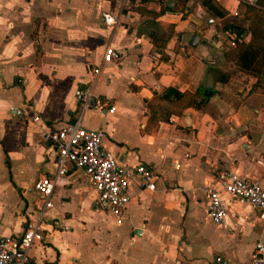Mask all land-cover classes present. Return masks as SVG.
Wrapping results in <instances>:
<instances>
[{
    "label": "crops",
    "instance_id": "obj_1",
    "mask_svg": "<svg viewBox=\"0 0 264 264\" xmlns=\"http://www.w3.org/2000/svg\"><path fill=\"white\" fill-rule=\"evenodd\" d=\"M244 3L186 0L184 11L155 14L179 0H0V234H19L35 214L33 182L54 170L55 150L43 132L75 115L73 89L89 63L100 65L94 92L114 109L86 110L81 124L103 129V145L124 162H147L157 172L151 190L132 183L116 224L70 167L53 188L26 264H213L216 254L241 264L254 241L264 242L258 209L232 202L226 221L214 223L200 191L214 183V164L264 185V60L256 59L264 57V18H257L264 7ZM140 5L146 9H134ZM101 10L115 16L111 27ZM225 20L262 47L253 68L236 63ZM150 32L164 45L156 47ZM106 46L110 60L101 58ZM167 86L208 91L197 107L186 96L160 97ZM35 113L39 119L30 120ZM95 114L102 120L93 121Z\"/></svg>",
    "mask_w": 264,
    "mask_h": 264
},
{
    "label": "built area",
    "instance_id": "obj_2",
    "mask_svg": "<svg viewBox=\"0 0 264 264\" xmlns=\"http://www.w3.org/2000/svg\"><path fill=\"white\" fill-rule=\"evenodd\" d=\"M240 2L254 4L253 0ZM100 15L106 27H111L116 22L115 16L108 10H101ZM234 36L237 40L246 41L244 31ZM229 39V43L234 44L235 39ZM112 50V46H106L101 55L102 60H110ZM99 72V64L89 63L86 80L76 84L73 89L77 105L73 118L59 125L47 127L43 132V137L55 150L54 170L34 180L33 188L39 194L40 203L35 214L24 219L21 232L0 234V264L27 263L30 246L42 238L47 211L52 205L53 188L70 167L83 174L94 190L95 207L111 214L116 224L121 222L122 211L129 200L128 189L132 183L139 188L148 190L154 188L157 172L151 164L143 161L131 164L124 162L118 154L103 145L105 135L103 129L85 127L81 124L86 110L94 109L104 113L114 109L108 98L99 96L93 90ZM9 109L16 114L21 113V109L15 106L10 105ZM38 119L36 113L30 118L32 121ZM211 168L215 174V181L202 184L200 191L205 198L206 212L212 222H225L231 203L236 201L245 202L258 209L260 216L264 217V185L260 180L243 176L217 164ZM213 264L225 262L216 254ZM241 264H264V242L254 241L249 258Z\"/></svg>",
    "mask_w": 264,
    "mask_h": 264
},
{
    "label": "trees",
    "instance_id": "obj_3",
    "mask_svg": "<svg viewBox=\"0 0 264 264\" xmlns=\"http://www.w3.org/2000/svg\"><path fill=\"white\" fill-rule=\"evenodd\" d=\"M185 1L186 0H179V7H177L175 5H171V6H160L159 10L156 12H154L155 14L160 12V11H163L164 9H170V10H176L178 9L179 11H184L185 10ZM208 0H201V3L204 5L206 4ZM254 4L255 5H258L259 7H264V0H255L254 1ZM245 7H255V6H252V4H249V3H244ZM213 13L216 14V15H224L225 12L224 11H217V10H214L213 9ZM221 30L226 34V36L228 38H234V45L237 46V51H236V57H235V60H236V63L239 65V67H243V68H246V67H249L250 69L253 68L254 66V62L256 59L258 60H264V57H260V58H256L258 57V49H261V48H256V47H253L251 46V44L247 42H244V41H240V40H237L236 39V36L234 35H237L238 33L240 32H243L244 31V27L237 24V23H234V21H229V20H225L221 23ZM233 36V37H232ZM149 37L152 38V41H154V44L157 46H163L164 45V41L165 39L162 38V37H159V43L155 42L156 38L154 39V34L152 32L149 33ZM262 52V55L261 56H264V50H261ZM256 58V59H255ZM205 88H200V87H196L195 91L193 93H188V92H182V91H179L173 87H170V86H167L164 88L163 92L160 93V97H172V98H180L182 96H187V102L188 103H192L193 105L195 106H199L200 103L202 101H204V99L206 98V91H208V89H205ZM197 97V98H196Z\"/></svg>",
    "mask_w": 264,
    "mask_h": 264
},
{
    "label": "rangeland",
    "instance_id": "obj_4",
    "mask_svg": "<svg viewBox=\"0 0 264 264\" xmlns=\"http://www.w3.org/2000/svg\"><path fill=\"white\" fill-rule=\"evenodd\" d=\"M134 9H136V10H145L144 9V7L142 6V5H140V6H136ZM141 12V11H140ZM142 14V13H141ZM258 19H263L264 18V16H261V15H258V17H257ZM256 33L259 35V33L260 32H257V29H256ZM87 67L88 66H86V69H87ZM185 99H187V96L185 97ZM91 119L93 120V121H101L102 119L97 115V114H95V115H93L92 117H91ZM120 122H124V120H119Z\"/></svg>",
    "mask_w": 264,
    "mask_h": 264
},
{
    "label": "water",
    "instance_id": "obj_5",
    "mask_svg": "<svg viewBox=\"0 0 264 264\" xmlns=\"http://www.w3.org/2000/svg\"><path fill=\"white\" fill-rule=\"evenodd\" d=\"M196 43H197V34L195 33L190 38L189 44L192 45V46H194V45H196Z\"/></svg>",
    "mask_w": 264,
    "mask_h": 264
}]
</instances>
